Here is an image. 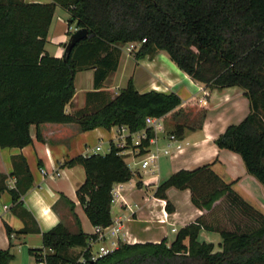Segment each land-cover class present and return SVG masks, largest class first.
<instances>
[{
  "label": "trees",
  "instance_id": "trees-1",
  "mask_svg": "<svg viewBox=\"0 0 264 264\" xmlns=\"http://www.w3.org/2000/svg\"><path fill=\"white\" fill-rule=\"evenodd\" d=\"M57 6L69 12V28L76 23L88 29V37L68 57L53 56L45 49ZM132 42L141 43L138 58L165 51L193 80L210 89L245 90L249 114L229 125L216 144L239 153L247 171L264 186V0H0V146L30 145L34 124L78 123L84 131L127 125L138 131L146 126L148 116L167 115L178 108L182 98L177 93H142L132 79L113 98L99 90L118 66L120 45ZM87 68H95V90L87 93L84 108L67 113L76 93V74ZM182 130L178 125L173 132L180 136ZM120 150L111 144L107 153L81 154L64 163L85 168L86 180L77 194L95 227L113 223L114 185L134 175ZM14 166L16 182L9 192L17 202L32 187L33 175L23 156L15 158ZM5 179L0 175V192L8 189ZM170 187L191 189L194 204L207 210L226 199L232 227H217L223 238L221 250L199 241L201 229L208 226L200 218L181 228L170 244L167 239L119 242L96 260L85 248L97 236L84 232L79 222L77 232L61 222L42 233V248L30 252L38 263L44 249H50L45 254L48 264L76 262L82 255L85 264H264V213L209 164L177 171L159 184L155 195L167 199ZM166 208L174 210L169 200ZM6 230L12 240L15 230L8 224ZM73 247L84 251L74 256L69 253ZM14 257L10 248L0 249V264H9Z\"/></svg>",
  "mask_w": 264,
  "mask_h": 264
},
{
  "label": "crops",
  "instance_id": "crops-1",
  "mask_svg": "<svg viewBox=\"0 0 264 264\" xmlns=\"http://www.w3.org/2000/svg\"><path fill=\"white\" fill-rule=\"evenodd\" d=\"M57 10L58 6L55 14ZM53 20L45 49L53 56L63 57L64 44L71 30L59 16L53 31ZM54 40L60 45L55 43L54 50L48 49V42ZM130 45H120L122 53L118 66L109 73L99 90L113 98L132 79L136 89L142 93L151 90L175 92L182 98V104L166 115L167 128L173 132L176 126L181 125L183 130L177 136V142H169L166 137L159 136L158 146L169 151H161L153 170L134 164L135 160L130 156L125 159L127 163L133 164L135 174L131 180L114 185L118 193L111 208L113 223L121 225V230L116 236L97 240L96 244L112 246L119 242H160L163 239H167L170 244L181 228L201 218L209 227L201 229L199 241L213 243L216 250H221L223 238L217 227L229 224L225 198L219 199L211 210H207L194 204L189 188L170 187L166 191L167 199L156 196L155 192L161 182L177 171L193 170L209 164L225 182L232 183L247 202L264 213L263 184L247 171L239 153L219 148L216 144V139L229 125L240 123L249 114L250 101L240 86L210 89L180 69L167 52L158 51L138 58V43L133 49H130ZM79 71H86L89 79L88 87L82 85L80 90L77 89ZM79 71L75 77L76 93L66 106V112L70 114L84 108L87 105V93L95 90V68ZM203 114L205 116L201 118ZM30 133L33 138L30 145L22 148L0 146V175L6 176L8 188L0 192V249L10 248L14 254L9 264H37L30 249L42 248V233L61 222L71 232L78 231L79 222L84 232L94 234L96 227L89 220L77 194L86 180L85 168L79 164L68 166L64 163L77 155H86L97 145H101V148L102 144L110 145L114 135L111 128L97 127L84 131L78 123L51 122L32 125ZM39 133L41 137H38ZM21 156L30 167L33 185L14 202L9 189L16 182L13 175L14 160ZM57 172L59 175H56ZM144 180L151 184L146 185ZM168 200L173 204V211L166 208ZM6 224L15 230L12 240ZM25 228L39 231L16 233ZM83 251L82 247H73L69 253L77 256ZM49 252L52 251L44 249V253Z\"/></svg>",
  "mask_w": 264,
  "mask_h": 264
},
{
  "label": "built area",
  "instance_id": "built-area-1",
  "mask_svg": "<svg viewBox=\"0 0 264 264\" xmlns=\"http://www.w3.org/2000/svg\"><path fill=\"white\" fill-rule=\"evenodd\" d=\"M77 29L78 28H75L74 30ZM70 30H72L71 27ZM74 30H72V32ZM145 41L146 39H143V42ZM135 44L136 42H132L130 45V49L135 48ZM166 119H167L166 115L148 116L146 118V126L138 131H131L129 126L127 125L113 126L111 127V131L113 132L114 135L112 141L110 142V146L111 144H114L117 147L121 148L120 154L123 155L125 159L130 156L135 160L134 164L136 165L140 164V166L144 168L153 170V168L155 167L156 163L158 162L162 154L161 151H164L165 153L169 151L167 149H161V147L158 146L157 140L159 136L161 135L166 137L169 142L178 141L177 135L174 132L168 130ZM151 132L153 134L152 137L150 136ZM146 141H148V144L145 143ZM97 153H102L101 145H97L96 147L91 149V151L86 155L97 154ZM127 164L132 170L133 164L132 163H127ZM42 171L43 173H46L45 170ZM56 175H59V172H57ZM144 183L146 185L151 184L150 181H145V180ZM117 193L118 191L113 188V197H115ZM5 208H7V206H5ZM120 230H121V225H119L118 223L117 224L112 223L108 226H96L94 234L97 236V238L91 239L88 247L85 248V250H88L89 252V258L91 260H96L99 257L112 252L117 247V244L112 246L101 244L97 250L94 249V245L96 244L97 240H104L107 238H111L112 236H116L120 232ZM45 254L42 255L41 259L38 261V264H48ZM85 263H86V259L82 255L76 262H70L67 264H85Z\"/></svg>",
  "mask_w": 264,
  "mask_h": 264
},
{
  "label": "rangeland",
  "instance_id": "rangeland-1",
  "mask_svg": "<svg viewBox=\"0 0 264 264\" xmlns=\"http://www.w3.org/2000/svg\"><path fill=\"white\" fill-rule=\"evenodd\" d=\"M29 1V0H28ZM59 16L60 17H62L64 20H65V25H66V27H68V20H69V18H70V14H69V12L68 11H66V10H64L62 7H60V6H58V10L56 11V14H55V17H54V20H53V28H52V30L54 31L55 30V25L57 24V22H58V19H59ZM64 25V26H65ZM71 28H72V30H74L75 28H78L77 27V24L76 23H73L72 24V26H70ZM72 30H71V33L69 34V36H68V39H67V41L70 39V36H71V34L72 33H74L76 30H74L73 32H72ZM66 41V42H67ZM55 43H57V45H60L59 44V42H57V41H53L52 43L51 42H48V44H47V47H48V49H52V50H54L55 49V47H56V45H55ZM64 43V42H63ZM63 43L61 44V46L63 45ZM138 43V47L140 48V46H141V43L140 42H137ZM79 78H78V81H77V89L78 90H80L81 88H83L82 87V85H84V87H88V82H89V79H88V73L86 72V71H82V72H80L79 71ZM112 134L110 133V136H111ZM102 153H107L108 151H109V149H110V145L109 144H107V143H105V144H102ZM224 212V211H223ZM236 219H239V218H237V217H235ZM224 222H226L225 220H224ZM225 225H227L228 227H230L231 225L230 224H226L225 223ZM232 227V226H231ZM101 244H95L94 245V249L95 250H97L98 248H99V246H100ZM117 246H118V244H117ZM15 264V263H14ZM38 264V263H37Z\"/></svg>",
  "mask_w": 264,
  "mask_h": 264
},
{
  "label": "water",
  "instance_id": "water-1",
  "mask_svg": "<svg viewBox=\"0 0 264 264\" xmlns=\"http://www.w3.org/2000/svg\"><path fill=\"white\" fill-rule=\"evenodd\" d=\"M88 37L87 28H78L74 33L71 34L70 39L64 44L65 52L64 56L68 57L72 49L83 39Z\"/></svg>",
  "mask_w": 264,
  "mask_h": 264
}]
</instances>
